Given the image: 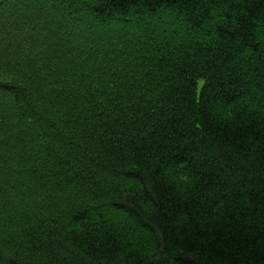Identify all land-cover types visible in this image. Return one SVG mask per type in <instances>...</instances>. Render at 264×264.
Instances as JSON below:
<instances>
[{
    "label": "trees",
    "instance_id": "trees-1",
    "mask_svg": "<svg viewBox=\"0 0 264 264\" xmlns=\"http://www.w3.org/2000/svg\"><path fill=\"white\" fill-rule=\"evenodd\" d=\"M0 264H264V0H0Z\"/></svg>",
    "mask_w": 264,
    "mask_h": 264
},
{
    "label": "bare ground",
    "instance_id": "bare-ground-1",
    "mask_svg": "<svg viewBox=\"0 0 264 264\" xmlns=\"http://www.w3.org/2000/svg\"><path fill=\"white\" fill-rule=\"evenodd\" d=\"M200 81H201V84H200V86H199V83H200ZM203 84V80H198V82H197V87H198V89L201 87V85ZM217 106V105H216ZM221 112H219V114H220ZM223 114V115H222ZM221 115L224 117L225 115H224V113H222Z\"/></svg>",
    "mask_w": 264,
    "mask_h": 264
},
{
    "label": "rangeland",
    "instance_id": "rangeland-1",
    "mask_svg": "<svg viewBox=\"0 0 264 264\" xmlns=\"http://www.w3.org/2000/svg\"><path fill=\"white\" fill-rule=\"evenodd\" d=\"M108 17H109V18H113V17H114V14H113V13H110V14L108 15ZM200 84H201V81H200V83H199V86H200Z\"/></svg>",
    "mask_w": 264,
    "mask_h": 264
}]
</instances>
